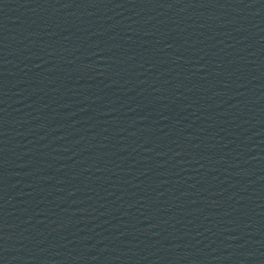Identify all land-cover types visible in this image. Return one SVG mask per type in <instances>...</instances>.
<instances>
[{
  "label": "water",
  "instance_id": "water-1",
  "mask_svg": "<svg viewBox=\"0 0 264 264\" xmlns=\"http://www.w3.org/2000/svg\"><path fill=\"white\" fill-rule=\"evenodd\" d=\"M0 264H264V0H0Z\"/></svg>",
  "mask_w": 264,
  "mask_h": 264
}]
</instances>
